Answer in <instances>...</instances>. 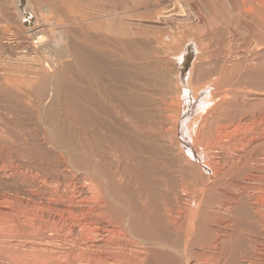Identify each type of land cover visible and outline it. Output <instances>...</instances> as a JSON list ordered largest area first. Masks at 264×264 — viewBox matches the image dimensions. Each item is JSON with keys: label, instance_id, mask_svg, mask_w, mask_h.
I'll use <instances>...</instances> for the list:
<instances>
[{"label": "bare ground", "instance_id": "6f19581e", "mask_svg": "<svg viewBox=\"0 0 264 264\" xmlns=\"http://www.w3.org/2000/svg\"><path fill=\"white\" fill-rule=\"evenodd\" d=\"M0 264H264V0H0Z\"/></svg>", "mask_w": 264, "mask_h": 264}, {"label": "rangeland", "instance_id": "374dc122", "mask_svg": "<svg viewBox=\"0 0 264 264\" xmlns=\"http://www.w3.org/2000/svg\"><path fill=\"white\" fill-rule=\"evenodd\" d=\"M20 3V2H19ZM190 51H191V49H190ZM191 53V52H190ZM194 57V56H193ZM192 56H190L189 58H188V62L186 61L184 64H183V68H184V71H183V75H186V78L184 79V82H186L187 81V78H188V74H189V71H190V69H191V67H192V64H193V61H194V58H193ZM186 92H189V91H184V95H189L188 93H186ZM203 93H202V96L200 97V98H202L203 97V101L207 104V103H209L210 102V91L208 90V89H203V91H202ZM206 92V93H205ZM184 97V96H183ZM188 98H191V99H193V96L192 95H189L188 96ZM185 104V103H184ZM196 114V113H195ZM186 127H187V124H186ZM185 127V128H186ZM188 131V129L187 130H183V134H182V136H183V141L184 142H186V141H188L187 143L188 144H191L190 146L188 145V150H190V153L191 154H194V150H193V145H192V139H191V137H190V134H186V133H189V131ZM185 134V135H184ZM184 136H185V138H186V140H185V138H184ZM191 148V149H190ZM192 150V151H191Z\"/></svg>", "mask_w": 264, "mask_h": 264}]
</instances>
